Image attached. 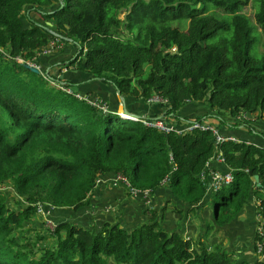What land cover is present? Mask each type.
I'll return each instance as SVG.
<instances>
[{
	"label": "trees",
	"instance_id": "obj_1",
	"mask_svg": "<svg viewBox=\"0 0 264 264\" xmlns=\"http://www.w3.org/2000/svg\"><path fill=\"white\" fill-rule=\"evenodd\" d=\"M253 2L251 20L242 12L247 0H0V264H264L167 231L155 212L130 229L119 222L98 230L59 222L42 246V235H18L39 205L76 211L109 174L151 194L169 176L173 197L198 205L207 191L198 174L216 151L211 132L164 133L115 109L103 111L62 89L82 81L59 75L85 72L86 80L111 86L125 101L148 104L157 96L166 105L161 118L171 123L189 121L178 112L192 102H205L218 126L243 113L264 120V50L257 51L264 0ZM55 39L76 45L66 61L43 74L24 66ZM207 116L213 115L195 119ZM230 126L264 138L248 122ZM218 147L233 173L229 185L212 193L214 220L223 224L251 192H264V148L238 140ZM257 214L264 221V193Z\"/></svg>",
	"mask_w": 264,
	"mask_h": 264
},
{
	"label": "crops",
	"instance_id": "obj_2",
	"mask_svg": "<svg viewBox=\"0 0 264 264\" xmlns=\"http://www.w3.org/2000/svg\"><path fill=\"white\" fill-rule=\"evenodd\" d=\"M75 50V49H74ZM74 51H72L73 53ZM39 56H51V54ZM70 57V55H69ZM68 57V58H69ZM56 60V58H55ZM50 59V61H55ZM49 60L39 61L38 57L33 61L37 64L39 69L48 68ZM61 60H56L59 62ZM54 62V63H55ZM68 70H64L63 73ZM76 72V75L80 77L77 82H81L77 86V92L83 95H89L102 103H105L108 108L119 113L123 112V108L129 113L138 114L142 118H153V116H161L166 105L164 103H154L149 107H134L133 100L128 98L131 102V106L134 108H127L125 106V99L122 100L111 86H107L100 81L86 80L89 75L81 71ZM64 76V75H63ZM104 85V86H103ZM87 86L88 91H84V87ZM104 90L105 94H111V99L115 103V108H111L107 100H105L97 91ZM200 103V102H198ZM197 104V103H195ZM191 104L194 116H187L186 114H180L181 117L193 119L197 116H202L205 113H211L213 118L211 122L218 127L220 132L226 136H232L238 141H245L247 143H253L256 146L264 148V138L251 132L246 133L239 128H232L230 125L235 121L248 122L256 130L264 132V120L257 119L254 114L248 116L246 120H239L232 118L228 120L229 116H226L227 122L225 125L218 126V119L214 117L213 110L205 105L197 107V105ZM187 113V112H186ZM206 120V119H205ZM211 166L224 169V165L219 162L212 161ZM104 180L112 178V175L102 177ZM264 192L262 190H256L255 193L251 192L248 199L242 206V208L235 214L233 218L223 224H217L214 220L213 211L210 206L204 207L206 198L210 200L212 193L206 191V194L202 201L198 205H189L176 200L170 189L166 186H159L149 197H141L139 195H130L126 189L122 186H113L110 182H100L94 188L89 196L88 203L76 211L72 210L73 218L72 222L75 225L84 227H92L96 230L104 222H119L123 227L130 229L140 224L147 223L151 219V212H155L156 218L161 222L162 227L167 231L176 230L180 232L185 238L201 239L203 243L208 247L214 245H220L227 251L234 254V257L238 260H246L250 263L258 259L264 260V226L262 237V251L257 253L255 251V242L257 235V227L259 225V216L257 214V205L259 197ZM68 208H55L49 205H42V212L37 213V216L32 222H36L40 217L42 219H50L54 222H64ZM71 211V210H70ZM70 219V218H69ZM211 221V222H209ZM264 223V221H263ZM109 264H114L112 259L109 260Z\"/></svg>",
	"mask_w": 264,
	"mask_h": 264
},
{
	"label": "built area",
	"instance_id": "obj_3",
	"mask_svg": "<svg viewBox=\"0 0 264 264\" xmlns=\"http://www.w3.org/2000/svg\"><path fill=\"white\" fill-rule=\"evenodd\" d=\"M63 46V43L57 39L55 40H51L49 42V44L44 47L39 53L40 54H50L51 52H53L54 50L60 48ZM33 63V64H32ZM31 65H34V62L29 63ZM63 90L67 91V92H72L73 90H71V88H62ZM75 97L79 98V99H84L86 100L88 103L96 105L97 107L101 108L103 111L108 110V107L105 103H100V101L94 97L91 96H87V95H83L81 93H78L76 91H73ZM148 104H152V103H165L164 100H162L161 98L157 97V96H153L152 98H150L147 101ZM122 116H126L121 114ZM248 114H240L237 118L239 120H246L248 118ZM130 119L136 120L135 117L133 116H129ZM142 120V122L147 125V126H151V127H155L157 129H159L160 131L164 132V133H168V132H175L177 134H187V133H192L193 131H209L211 132L212 136H213V143L214 146L216 148V151L213 153V155H211L209 157V159L205 162V165L203 167V169L200 171V173L198 174V177L201 181H203L206 185V189L209 193H215L217 191H219L223 186L229 185L232 180H233V173L232 170L225 164L224 158L220 152V150L218 149L219 145L225 141V140H232V141H237L234 137L232 136H226L223 135L217 126H215L213 123L208 122L205 119H190L187 122H184L182 124H177V123H171L170 121H167L165 118H155V119H140ZM212 161H216L221 163L222 165H224V169H220L217 167H213L211 166V162ZM169 180V176H166L162 182L160 183L159 186H163V185H167ZM110 182L111 185L113 186H122L126 189V191L130 194V195H139L141 197H149L151 195V191L146 189V190H137L135 189L129 182V180L124 177L123 175L120 174H114L112 175V178L104 180L102 177H100L99 179H97L96 181V185L99 184L100 182ZM37 212H42V205L38 206V210ZM49 224L48 230H53L56 223L50 221L49 219H47V226ZM263 226L264 223L262 220L259 221V225L257 227V235L260 236V240H256L255 242V251L257 253H260L262 251V237H263Z\"/></svg>",
	"mask_w": 264,
	"mask_h": 264
},
{
	"label": "rangeland",
	"instance_id": "obj_4",
	"mask_svg": "<svg viewBox=\"0 0 264 264\" xmlns=\"http://www.w3.org/2000/svg\"><path fill=\"white\" fill-rule=\"evenodd\" d=\"M254 7L255 6H254L253 0H247L246 5L242 8V12L244 14H246L247 16H249V18L251 20H253ZM122 15L123 14H121V16ZM173 25H177V26H179L182 29H184L186 27V23L185 22H179V23L178 22H174ZM258 38H259V40L257 41V51L262 52L264 50V35L262 33H259L258 34ZM62 43H64V47L61 50L51 52L50 53L51 54L50 57L49 56H38L39 61H45V60H49L50 61V59L51 60L52 59L55 60V58H56V60H61L63 62L66 61L67 58L69 57V55H72V51H74V49L76 50V45L74 43H72L71 41H62ZM55 61H50L48 63V65L54 63ZM33 66L38 67L36 63H34ZM39 70L43 74L44 68L39 69ZM53 74H55V75L57 74L56 70H53ZM61 76H62L61 78H63L65 81H69V82H72V83H77V79H80V77L76 75V72H71V71H65L64 73L62 72ZM83 89H84V91H88L87 86H85ZM97 92L102 94L103 98L105 100H107V102H108V104L110 105L111 108H115L116 105L113 102V100L111 99V94L110 95L109 94L108 95L105 94L104 90H101V91L98 90ZM131 99L133 100L134 107H142V108H143V106L144 107H149L148 104H146L145 102H142L141 100H137L134 97L130 98V100ZM130 100L127 99V101L125 103V106L127 108H131L132 109L134 107L131 106ZM99 101H100V103H102L101 100H99ZM191 104H195V103L192 102V103H188V104H185L184 106H182L180 108V114H186L187 116H194L193 114H195V113H193V109L191 108V106H188V105H191ZM195 105H197V107L205 105L208 108V106H207V104L205 102H200V103H197ZM254 116L257 117L256 114H254ZM212 119L213 118H211V117H208V116L206 117L207 121H211ZM230 119H232V118L229 117L228 120H230ZM249 124H253V123H249ZM261 125L264 126V124H261ZM241 128L246 133L250 132L247 129V127L241 126ZM11 191L12 190L8 189V185H7V188H5V193L6 194H10V193H12ZM213 200H214V197L212 195L210 197V200H208L206 198L204 207L206 205H208V206L211 207V209L213 211ZM72 213H73L72 210L71 211H70V209L67 210V212L65 214L66 217H64L65 219H63V221L73 224L72 222H74V221H73V218H71L73 216ZM32 221L33 220H31L30 222H28V221L24 222V228L19 231V234H18V231H17V234L18 235H22L25 238L30 236L31 240H36L38 235H42L44 240H39L38 241L40 246L47 245L50 242H52V238L49 237V239H48V237L45 236L47 234L48 227H49V224H48V226L46 225L47 224V219L44 220V219H42V217H40L38 220H35L36 222H32ZM50 221H52V220H50ZM52 222H54V221H52ZM209 222H211V221H209ZM54 223H57V222H54ZM31 242H34V241H31Z\"/></svg>",
	"mask_w": 264,
	"mask_h": 264
},
{
	"label": "water",
	"instance_id": "obj_5",
	"mask_svg": "<svg viewBox=\"0 0 264 264\" xmlns=\"http://www.w3.org/2000/svg\"><path fill=\"white\" fill-rule=\"evenodd\" d=\"M47 25H48V27H50V26H51V23H50V22H47ZM50 30H51V29H50ZM53 33H54V35H56V36L59 35V34L56 33V32H53ZM24 66H25L26 68L30 69L31 71L35 72V73H39V72H40L39 67H36V66L30 65L29 63H26V62H25V63H24ZM47 71H48V68L45 69V72H46V73H47ZM59 77L61 78L62 76L59 75ZM70 88H71V90H73V91H77V86H75V85L71 86ZM120 99L122 100V103H123L124 98L121 97ZM122 110H123V112H121V113H122L123 115H126V116H122V115H120V116H122V117L130 118L129 116H133V117H135L136 119H141V116H140V115L129 113V112L126 110V108H123ZM118 114H119V113H118ZM159 117H161V116H159ZM254 182H255L258 186L260 185V183H259V179H258V175H257V174L254 175Z\"/></svg>",
	"mask_w": 264,
	"mask_h": 264
},
{
	"label": "clouds",
	"instance_id": "obj_6",
	"mask_svg": "<svg viewBox=\"0 0 264 264\" xmlns=\"http://www.w3.org/2000/svg\"><path fill=\"white\" fill-rule=\"evenodd\" d=\"M77 92V91H76ZM122 113H120L119 115H121ZM122 117V116H121ZM123 118H125V117H123ZM128 119H130V118H128ZM141 119H142V117H141ZM148 119V118H147ZM190 120V119H189Z\"/></svg>",
	"mask_w": 264,
	"mask_h": 264
},
{
	"label": "bare ground",
	"instance_id": "obj_7",
	"mask_svg": "<svg viewBox=\"0 0 264 264\" xmlns=\"http://www.w3.org/2000/svg\"><path fill=\"white\" fill-rule=\"evenodd\" d=\"M120 113L122 112V111H119Z\"/></svg>",
	"mask_w": 264,
	"mask_h": 264
}]
</instances>
